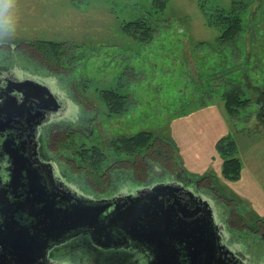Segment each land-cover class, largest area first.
Instances as JSON below:
<instances>
[{"label": "rangeland", "instance_id": "rangeland-1", "mask_svg": "<svg viewBox=\"0 0 264 264\" xmlns=\"http://www.w3.org/2000/svg\"><path fill=\"white\" fill-rule=\"evenodd\" d=\"M16 3V31L10 42L0 43L3 60L0 63L23 67L36 75L35 72H43L41 67L48 56L39 55L35 49L25 52L29 42H62L70 51L63 60L69 75L68 71H63L64 76L58 75L59 67L55 65L52 73L42 75L55 77L53 90L70 101L73 128L78 132L71 139V155L63 154L76 162L75 171L78 162L86 157L82 158L77 151L98 147L103 152L98 153L99 161L95 154L92 156L97 158L100 170L108 169L111 176L118 169L114 166L130 155L116 152L113 147L116 138L152 132L169 142L162 149L169 157L163 156V160L154 154L145 158L144 165L151 169L145 166L135 169L136 179H146L152 174L151 186L167 179L181 184L183 180L178 174H185L189 178H184L185 183L193 188V180L207 178L200 179L203 182L197 189L204 196L212 193L217 196V203L226 205L221 214L228 216L230 228H241L232 221H236L233 208L238 205L226 199L220 188L243 202L248 213L241 215L246 220L264 219V121L256 117L264 113V108L259 111L257 104L264 101V95L256 89L258 85L264 88V0H16ZM220 13L232 15L231 25L243 29L232 31L230 34H236L233 39L222 38L226 24L219 19ZM142 20L151 26L149 34H141L143 27L138 29L136 23L130 25ZM235 84L242 99L249 100L246 105L249 107L233 118L222 94ZM109 92L125 97L122 107H115L117 99ZM50 134H53L52 148L62 151L59 148L63 143L62 132ZM225 136L237 141V157L243 164L238 181L226 179L222 174L224 158L216 146ZM126 167L119 165L120 172ZM122 174L126 178L115 179L118 190L138 187V191L146 187L138 186L127 172ZM74 177L80 188L81 174ZM213 183L219 192L209 190ZM261 220L259 227L263 226ZM234 234L232 240L236 243L246 237L243 230ZM79 247L80 244L76 251L84 253V247ZM66 256H74L76 264L88 261L83 255Z\"/></svg>", "mask_w": 264, "mask_h": 264}, {"label": "water", "instance_id": "water-1", "mask_svg": "<svg viewBox=\"0 0 264 264\" xmlns=\"http://www.w3.org/2000/svg\"><path fill=\"white\" fill-rule=\"evenodd\" d=\"M18 85L26 87L28 98L42 104L38 105V114L56 112L61 107L43 83L27 80ZM11 104L6 100L0 112L11 116ZM10 157L16 201L10 203L5 191H0V264H51L48 251L81 233H89L93 244L102 249L124 247L129 237L150 250L153 259L148 264H217L216 240L220 235L210 228L211 206L183 186L161 185L135 196L122 195L110 203L76 192L73 195L65 186L59 192L52 183L44 182H48L44 175L51 174L44 164L37 162L36 168L29 157L17 151ZM24 186L26 196L24 193L20 200L23 195L16 192ZM111 207L113 211L107 214ZM21 213L32 220L22 222L17 218ZM181 251L187 260L183 261Z\"/></svg>", "mask_w": 264, "mask_h": 264}, {"label": "flooded vegetation", "instance_id": "flooded-vegetation-1", "mask_svg": "<svg viewBox=\"0 0 264 264\" xmlns=\"http://www.w3.org/2000/svg\"><path fill=\"white\" fill-rule=\"evenodd\" d=\"M1 61L3 60H0V62ZM43 72H35L36 75H34L23 67H13V65L9 67L5 62L0 63V110L3 108V104L6 100L12 101L11 106L14 110L11 116H5L3 112H0V191H5V195L10 203L16 201L13 193V184L11 185L12 169L14 167L13 159L10 157L12 151H17L25 158L29 157L36 168L39 167L37 162L44 164L43 167L46 168V171H51L50 176L44 175L45 179L48 180V182L44 181L45 183H52L59 192H62V187L65 186L74 193L73 195H76L75 192L79 195V186H77L78 181L74 180V176L77 173L74 170L73 161H70L62 152H56L52 148L53 134H50V131L55 133L57 131L72 132L75 129L73 128V115L70 116L72 111L70 101L66 98H62V96L53 90L51 85L57 83L55 77L50 75L46 76L49 73L48 71L44 72L46 75H42L44 74ZM27 80L40 82L49 87L61 106L59 110L56 112L50 111L44 115L43 113L38 114V105L42 104L36 103L33 98H28V93L25 91L26 87L24 88L18 85ZM256 89H259V92L261 91V94L264 95L263 86L258 85ZM256 98L258 99L259 96ZM257 104L260 108L259 111L264 108L263 100L261 102L258 101ZM55 106L57 105L55 104ZM48 107L51 106L48 105ZM19 110L20 113L18 112ZM256 117L264 121V113H259ZM27 148L30 149L28 152ZM66 160L69 162L67 163ZM178 175L179 179L183 180V183H181L182 185L175 182V179H167L159 185L179 184L186 189L189 188L184 181V178L188 180L189 178L185 174ZM23 182H25V180H23ZM192 182H194L195 187H190V189L194 196H203L207 198L213 211V220L212 223H210V228L213 230L215 229L216 232L218 230V235H220V238L216 240L217 264H264V225L259 227V223H257L256 225L252 224L253 226L251 227L248 222L244 220L245 222H241V228H230L231 222L227 219L228 216L221 214L222 211L224 212L226 205L217 203V196L214 197L212 193H208L207 196H204L197 192L195 188L200 184V179L196 178ZM154 187L157 186L153 185L149 186V188H141V190L135 193L127 194L135 196L140 191L152 189ZM128 188L123 190H127ZM26 189V186L19 187V190L16 192L18 195H23L20 200L24 199ZM209 190L219 192V189L214 185L209 188ZM217 194L219 193H216V195ZM102 199H106V197ZM112 210L113 207L107 211V214ZM2 217L3 216L0 215V222L3 220ZM17 218H22V222L32 220L26 213L17 215ZM241 230L244 231L246 237H243L244 239H242L241 243H236L232 240L235 236L234 232H241ZM252 239L255 241H252ZM127 241L128 245L124 247L102 249L93 244L89 233H81L71 237L63 243L55 244L48 251V259L51 261V264H76L73 260L75 257L66 256L68 254L83 255L86 260H88L86 263L84 261L77 264H148L153 259L148 248L131 240L129 237ZM77 244L84 247V253L81 254L76 251L75 248L78 246ZM154 251V248H152L153 253ZM181 252H183V261L187 260L185 252ZM62 260L65 261V263H60Z\"/></svg>", "mask_w": 264, "mask_h": 264}, {"label": "trees", "instance_id": "trees-1", "mask_svg": "<svg viewBox=\"0 0 264 264\" xmlns=\"http://www.w3.org/2000/svg\"><path fill=\"white\" fill-rule=\"evenodd\" d=\"M232 18H233L232 15L226 16L225 13L219 14V19L221 21L223 20L226 24L225 25L226 30L222 38L226 37L227 39H229V38H232L234 35L236 36V34H233V33L230 34L235 29L236 30L240 29L239 31L243 30L241 27H238L237 24H235L234 26L231 25L229 19L232 20ZM134 23L137 24L138 29L143 27V29H141V34L143 33L149 34V32L152 30L149 23L144 20L139 21V22L138 21L132 22L130 25H133ZM27 46H28L27 48L28 51L25 50V52H31L33 49H35L39 55L48 56V58L45 59L47 61V63H45L46 65L43 64L41 67V69H43L44 72L48 71L49 73H52L53 71L52 66L55 65L59 67L58 75L64 76L63 71H68V75H69L70 70L65 68L64 63H63L64 58H68L70 55V51L69 49H66L65 43H62V42L58 43V42H52V41H45V42L36 41L33 43L29 42ZM240 79L243 80L242 78ZM238 86L241 87L240 85ZM238 89L239 88L235 84L230 90H227L223 92L222 94L223 95L222 97L225 100V107L228 113L231 116H233V118L236 116L239 117L241 112H246V107H249V106H246L249 100L248 99L247 101L243 100L242 97L239 95L240 92L238 91ZM109 93H110L109 95H111L112 97L114 96L117 99L115 100V107L116 108L122 107L123 105L122 100H125V97L120 96L119 94H116V92H109ZM109 106L113 110L112 102L109 104ZM76 132L77 130L75 129L72 132L71 131L62 132V139H63L62 142L63 143H62V146H59V148L62 149V151H59V152L67 153L66 155H71L72 149H73V146H72L73 141L71 139H73L72 137L73 135L74 136L76 135ZM168 143L169 142H167L166 139L165 140L161 139L160 137L153 134L152 132H145V131H143L142 133H138L136 134V136H133V137H130V136L128 137L120 136V138L117 137L115 140V143H113V147L116 150V152L122 153L124 151V152L129 153L130 155L128 156L127 160H123L114 166V168L117 166L118 169L117 170L115 169V172L111 174V176L110 175L108 176L107 174L108 169H105L103 171L100 170L101 166L99 165V163H96L97 158L95 159L93 157L94 155L92 156V154H95L98 157V161H99V154L103 155L102 150H100L97 147L95 148L96 150L90 151V149H85L83 147L82 149L78 150L77 153L80 154L82 158H84L85 156L86 157H85V160H80V162H78L79 164V165L77 164L78 170L75 172L78 174H81V179H83V183H87L84 185L87 191L85 192L83 190V183L79 180L81 182V185H80L81 189L79 188L78 190L79 193L88 194L91 198L93 199L96 198V200L106 197V199H108L110 203L111 202L113 203L117 197L122 196L119 193H122V192L129 193V194L135 193L137 189H140V188L138 187L128 188L127 190H123L120 188L119 190L117 189L118 183H116L115 179L118 177L126 178L125 176H122L123 175L122 173H125V172H127L130 175V177L132 175L133 180H135L134 182L138 186H143V187L146 186L149 188V186H151L150 177L153 175L150 174L148 178L146 179H143V178L136 179L135 178L136 174H134L135 172L134 170L135 169L139 170L141 168H144L145 165L143 161L145 160V158L152 156L154 154H155L154 155L155 157L158 156L157 158H159V156L162 159H163V156L169 157L168 155H164L163 150H162L165 147V145ZM216 147H217L218 153H220L221 156H223L224 158V162L222 164L223 165L222 167L223 176H225L226 179L227 178L230 179L231 181H238L240 179V173H241L243 164L241 163L240 158L237 157V152H238L237 141H234V139L231 136H225L224 138L219 139V143L217 144ZM169 149L171 150V148ZM171 151L173 152V150ZM150 160L151 159H149L148 161ZM70 161H73V160L70 159ZM73 163H76V162L73 161ZM141 163H142V167H141ZM119 165H122L124 167L128 166V167H126L127 169L124 170L123 172H120L122 170H119L120 169ZM145 168H147L149 171L151 169V168L149 169L147 165L145 166ZM111 170H113V167H111ZM199 179L206 180L207 178L200 177ZM202 180L200 183L203 182ZM211 181H214V180L211 179ZM88 182H91V185ZM212 186L213 185H210V187ZM195 189L197 192L201 193L197 188ZM92 193L95 195H93ZM220 193L223 194L225 198L228 199L229 201L231 202L235 201L237 203L238 207L233 208V211L235 212V219L237 220L236 221L232 220V221L238 224L239 226L242 224L241 222L244 220L247 221L251 227L253 226L252 224L256 225V223H258V220H261L259 219V217H257L256 219H253L252 221L251 220L249 221V218H247L246 220V218L242 217L243 215H241V214L248 213L245 210L247 208L243 205V202H241L240 200L236 199L233 196H230L229 194L227 195L226 193H224V191H221V188H220ZM261 223L262 225H264V219L261 220ZM79 248H82V247L80 246Z\"/></svg>", "mask_w": 264, "mask_h": 264}, {"label": "clouds", "instance_id": "clouds-1", "mask_svg": "<svg viewBox=\"0 0 264 264\" xmlns=\"http://www.w3.org/2000/svg\"><path fill=\"white\" fill-rule=\"evenodd\" d=\"M16 0H0V43L10 42L17 24Z\"/></svg>", "mask_w": 264, "mask_h": 264}]
</instances>
